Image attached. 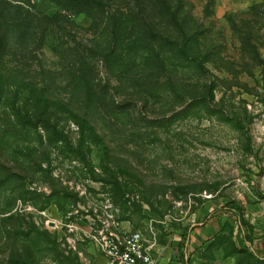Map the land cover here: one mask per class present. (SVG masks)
Segmentation results:
<instances>
[{
	"label": "rangeland",
	"instance_id": "1",
	"mask_svg": "<svg viewBox=\"0 0 264 264\" xmlns=\"http://www.w3.org/2000/svg\"><path fill=\"white\" fill-rule=\"evenodd\" d=\"M102 1L0 0V264H107L116 226L157 264H264L223 208L264 231V0H184L190 60L142 33L161 5Z\"/></svg>",
	"mask_w": 264,
	"mask_h": 264
},
{
	"label": "trees",
	"instance_id": "2",
	"mask_svg": "<svg viewBox=\"0 0 264 264\" xmlns=\"http://www.w3.org/2000/svg\"><path fill=\"white\" fill-rule=\"evenodd\" d=\"M77 2L83 3H92L96 6L103 5L104 2L102 0H76ZM153 3V5H161L162 11L167 15L170 26V30L167 34L161 33L159 31H156L155 28H158L155 22H153L152 17V11L151 9H142L141 11H138V14L142 16L140 21L145 23V28L142 30V33L149 37V38H155L158 37V41L162 46H166L169 48L170 52H176L178 55L184 59V60H190L192 59L191 56L187 53L191 50V45L193 42H196V40L199 37V33L197 30L191 29V27L188 25L186 20L181 16V12H183V5H186V2L184 0H149V2ZM187 14V13H186ZM146 16L149 17V20L147 21ZM155 40V39H154ZM224 209H227L231 215H233L236 219H238L241 229L243 228L242 220H244V217L242 215V209L241 206L234 203L231 200H228L223 207ZM227 222V221H226ZM226 224L224 223L221 228L213 234V237L215 235H219L220 233L225 232ZM234 228V227H233ZM233 228L229 229V235L233 238ZM245 231V229H244ZM248 234L246 231L243 233V242H252L250 239V236H247ZM206 239L205 241H208ZM236 244V243H235ZM237 246V245H236ZM238 247V246H237ZM238 252L250 255L251 257L256 256L254 255V251L250 250V247L243 244L242 246L238 247ZM185 264H189L186 262Z\"/></svg>",
	"mask_w": 264,
	"mask_h": 264
},
{
	"label": "built area",
	"instance_id": "3",
	"mask_svg": "<svg viewBox=\"0 0 264 264\" xmlns=\"http://www.w3.org/2000/svg\"><path fill=\"white\" fill-rule=\"evenodd\" d=\"M93 239L107 264H157L154 245L145 244L139 230L129 231L116 226L102 237Z\"/></svg>",
	"mask_w": 264,
	"mask_h": 264
},
{
	"label": "crops",
	"instance_id": "4",
	"mask_svg": "<svg viewBox=\"0 0 264 264\" xmlns=\"http://www.w3.org/2000/svg\"><path fill=\"white\" fill-rule=\"evenodd\" d=\"M243 217H244V220L246 222H248L249 224H254V221L251 220L254 217H252L250 215L249 209H247L245 211V215ZM215 218L216 219H212L211 220V222H213L212 223L213 228L211 230V233L208 234V235L205 233L206 227H205V229L204 228L203 229L200 228V229H196V230L193 229V231L191 232L190 237H189L190 238V243L193 242L192 244H194V243L201 244V242L204 241L209 236H211V234L213 232H217L221 228V226L223 225V220H218L219 217H215ZM243 233H245V231H244V229H241V226H240V233H238V230L236 231V228L235 229L233 228V235H234L233 238H234L235 243H236V245L238 247H240L243 244H245V245H247V246L250 247V250H253V251H255V250L256 251H259V250H261L264 253V231H257V230L255 231V229H253V232L251 233L250 232V228H249V230L247 231V233L248 234H251L250 235V237H251L250 240L252 241L251 243L250 242H247V241H244L243 242ZM256 234H258V235L260 234L259 236H262L261 239L259 238L260 240H262L261 241L262 244L259 242V239H256V238L253 237V236H257ZM201 237H203V238H201ZM256 242H259V245H257ZM187 247H190V246L187 245ZM172 255H174V254L172 253ZM165 262H166L165 264H183L179 260H172L169 253H167V255H166Z\"/></svg>",
	"mask_w": 264,
	"mask_h": 264
},
{
	"label": "water",
	"instance_id": "5",
	"mask_svg": "<svg viewBox=\"0 0 264 264\" xmlns=\"http://www.w3.org/2000/svg\"><path fill=\"white\" fill-rule=\"evenodd\" d=\"M33 1H36V0H33Z\"/></svg>",
	"mask_w": 264,
	"mask_h": 264
}]
</instances>
